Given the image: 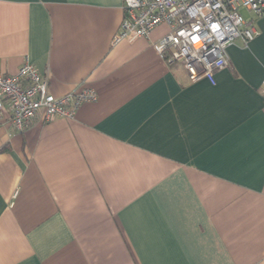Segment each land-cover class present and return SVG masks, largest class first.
<instances>
[{"label": "crops", "instance_id": "0c3cea01", "mask_svg": "<svg viewBox=\"0 0 264 264\" xmlns=\"http://www.w3.org/2000/svg\"><path fill=\"white\" fill-rule=\"evenodd\" d=\"M189 81L148 39L112 44L123 0H0V75L23 59L72 119L0 123V264H264V17Z\"/></svg>", "mask_w": 264, "mask_h": 264}, {"label": "built area", "instance_id": "2783aa9c", "mask_svg": "<svg viewBox=\"0 0 264 264\" xmlns=\"http://www.w3.org/2000/svg\"><path fill=\"white\" fill-rule=\"evenodd\" d=\"M123 9L113 45L148 39L164 23L169 32L151 43L153 51L168 67L180 64L189 81L204 78L213 83L214 73L229 64L227 48L237 39L247 45L257 35L240 10L262 18L264 0H123ZM48 82V75L40 74L26 57L15 74L0 75V123L7 116L12 127L22 132L35 121L72 119L82 104L97 100L90 88L55 97Z\"/></svg>", "mask_w": 264, "mask_h": 264}]
</instances>
